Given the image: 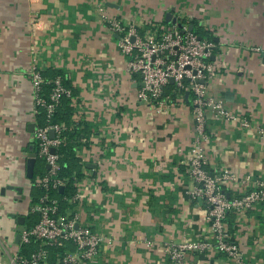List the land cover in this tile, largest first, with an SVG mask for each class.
Returning <instances> with one entry per match:
<instances>
[{
  "label": "crops",
  "instance_id": "obj_1",
  "mask_svg": "<svg viewBox=\"0 0 264 264\" xmlns=\"http://www.w3.org/2000/svg\"><path fill=\"white\" fill-rule=\"evenodd\" d=\"M100 5L143 33L167 27L173 13L178 23L195 24L220 40L214 42L217 67L208 93L249 119L251 128L209 117L206 170L264 179V140L255 131L264 127V0H0V262L12 255L5 242L7 231L17 232L13 216H24L28 227L40 194L28 191L26 176L28 154L32 147L36 152L29 125L39 124L30 77L35 56L43 73H66L78 92L75 121L94 125L75 150L83 165L75 186L86 198L62 209L77 212L81 226L107 238L88 264H176L166 245L213 238L207 205L189 196L195 188L186 174L195 128L192 97L169 93L172 105L163 113L140 101L141 78L129 71L131 57L104 25ZM35 14L43 29L36 34ZM88 164L97 166L98 188L87 179L96 175ZM224 187L232 196L243 191ZM231 214L227 226L245 262L264 264V206ZM181 264L233 262L206 251L187 253Z\"/></svg>",
  "mask_w": 264,
  "mask_h": 264
},
{
  "label": "built area",
  "instance_id": "obj_2",
  "mask_svg": "<svg viewBox=\"0 0 264 264\" xmlns=\"http://www.w3.org/2000/svg\"><path fill=\"white\" fill-rule=\"evenodd\" d=\"M36 1V0H35ZM104 25L117 35L118 47L123 55L131 57L129 71L139 75L143 83L138 98L157 111L163 113L169 108L171 96L165 95L168 87L174 85L172 93H190L195 128L191 148L186 157V174L195 184L189 193L193 201L202 200L207 205V219L211 224L212 240L183 241L168 244L165 251L170 259L181 264L189 252L217 251L227 256L233 264L246 263L239 245L232 240L227 226L230 213L251 212L264 203V179H254L251 175L239 177L232 173L211 174L206 170L208 162L205 144L210 139L207 132L209 117L216 121L238 123L242 129L251 128V121L240 118L227 108L222 99L210 96L208 82L216 70V60L212 61L216 44L203 38L185 25L184 32L175 25L150 26L143 33L134 24L126 25L117 17L107 13L103 5L97 6ZM41 16L33 15L34 33L42 31ZM260 52V48L256 49ZM34 91L37 119L44 113V123L35 129L36 153L38 160L46 168L44 175L33 181V187L41 192L38 201L29 210L30 215L39 217L38 223L25 227L21 233L18 249L9 255L6 263L0 264H88L95 261L101 246L107 241L104 235L80 225L77 212L63 213L60 200L54 196L66 181L59 177L61 170V150L68 143L69 127L64 123H55L54 117L61 105L62 98H73V92L66 88L63 79L57 76L48 80L39 66V58H33L30 72ZM174 79V84L171 83ZM51 87L45 93V86ZM183 96V95H182ZM258 136L264 140V127H255ZM51 132L54 137H51ZM80 156V155H79ZM91 186L98 188L97 174L87 177ZM242 186L241 194L232 196L224 185ZM86 198L85 190L69 198L67 205L82 203ZM35 246L27 253L26 247ZM61 251V252H60ZM262 264V263H261Z\"/></svg>",
  "mask_w": 264,
  "mask_h": 264
},
{
  "label": "trees",
  "instance_id": "obj_3",
  "mask_svg": "<svg viewBox=\"0 0 264 264\" xmlns=\"http://www.w3.org/2000/svg\"><path fill=\"white\" fill-rule=\"evenodd\" d=\"M194 32L203 37L208 38L209 40H213L214 36L207 32L203 31L198 26L194 24ZM44 77L48 80L55 79L57 76L62 77L64 86L68 89H70L73 92V97H75L78 92L75 90L70 81L66 78V73L62 70H50L46 73H43ZM175 86L170 85L167 89V94L172 93ZM51 90V87L49 85L45 86V93H49ZM170 95V94H169ZM173 95H176V93H173ZM172 95V96H173ZM77 114V108L75 104L73 103V98H62L61 105L57 110V113L54 117L55 123H64L69 127V132L67 133L68 143L65 147L62 148L61 154V170L59 173V177L64 179L66 181L64 186V193H54V196L57 197L61 202V208L64 209L67 202L64 200V198H69L77 193V188L75 186L76 180L82 179V162L79 157H77L76 148H81L84 143L85 137H87L89 134L92 133V129H94V125L91 123H77L75 121V115ZM37 120L39 122V125L44 123L45 115L44 113H40L37 117ZM82 126V128H81ZM40 162V161H39ZM38 162V163H39ZM38 163L35 168V175L33 180H35L36 177L44 175L46 173V168L42 166L41 169L38 167ZM39 191V190H38ZM39 196L36 197L34 202L38 201L39 197L41 196V192L39 191ZM258 206H264V203L259 204ZM230 215H232L230 213ZM229 215V216H230ZM27 225L28 227L34 226L39 221V217L36 215H29L27 218ZM35 246H30L29 249H26L27 253L32 251ZM61 252V251H60Z\"/></svg>",
  "mask_w": 264,
  "mask_h": 264
},
{
  "label": "water",
  "instance_id": "obj_4",
  "mask_svg": "<svg viewBox=\"0 0 264 264\" xmlns=\"http://www.w3.org/2000/svg\"><path fill=\"white\" fill-rule=\"evenodd\" d=\"M166 22L168 25H175L177 26L179 29L182 30V32H184V28H185V24L183 23H178V20L176 17H174L173 13H168L166 16ZM189 31H194V27L190 26L188 28ZM214 42L216 44H219L220 40L218 38L214 39ZM217 49V47H215V50ZM215 55L212 56V61H215ZM171 83L174 84V79H171ZM186 97H189V93L186 94ZM36 125L34 123L29 125V129L34 132L36 129ZM51 137H54V133L51 132ZM38 162V155L35 152L34 148H31V153L28 154L27 157V162H26V176L29 180H33L34 175H35V168ZM87 167L89 169H93L94 170V174H96V170H97V166L94 164H88ZM47 169H49V166L46 167ZM12 188V187H11ZM20 190V189H18ZM60 193L63 194L64 193V187L60 188ZM202 201V200H200ZM18 223V228H17V232H16V236H15V243L18 244L21 241V233L23 232V230L25 229V217L24 216H13Z\"/></svg>",
  "mask_w": 264,
  "mask_h": 264
},
{
  "label": "rangeland",
  "instance_id": "obj_5",
  "mask_svg": "<svg viewBox=\"0 0 264 264\" xmlns=\"http://www.w3.org/2000/svg\"><path fill=\"white\" fill-rule=\"evenodd\" d=\"M42 166H43V164H42V162H39L38 163V167H39V169H41L42 168ZM33 181L34 180H27V184H28V191L30 192L31 190H33L34 188H33ZM37 192V191H36ZM7 234H8V236H10V239H9V241H6L5 242V245L7 246V247H9V251L12 253V252H14V251H16L17 249H18V244H16L15 242H14V238H15V235H16V232L14 231V230H9V231H7ZM11 247V248H10ZM12 247H14V248H12ZM27 249H29V247H26ZM4 259V258H3ZM5 260V259H4ZM0 261H2V257L0 256Z\"/></svg>",
  "mask_w": 264,
  "mask_h": 264
}]
</instances>
